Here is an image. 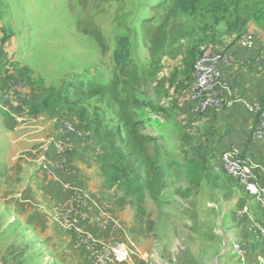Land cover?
Returning a JSON list of instances; mask_svg holds the SVG:
<instances>
[{
  "label": "rangeland",
  "instance_id": "obj_1",
  "mask_svg": "<svg viewBox=\"0 0 264 264\" xmlns=\"http://www.w3.org/2000/svg\"><path fill=\"white\" fill-rule=\"evenodd\" d=\"M176 6L174 0H0V264H50L59 250H79L92 264L81 238L54 223L59 201L69 195L65 181L104 204L115 221L104 230L95 223L109 233L100 239L126 245L133 252L128 264H218L226 256L224 211L237 197L220 190L219 178L228 175L211 150L193 157V137L163 107L167 89L159 79L163 56L181 49L176 41L192 37L191 44L201 33L196 28H212L214 20L194 19ZM251 23L264 32V17ZM224 28L234 32L222 23L218 33ZM119 36L134 43L124 74L113 59ZM195 61L180 71L188 74L187 88ZM152 98L165 110L156 111L161 119L154 128L146 124ZM121 110L144 122L133 130L148 140L145 152L134 149ZM65 125L77 128L74 150L70 164L53 173L40 160L46 154L57 164V157L42 144ZM40 171L59 181V194L29 189L38 186ZM72 173L75 181L60 179ZM46 223L71 235L74 247H57ZM224 261L234 264L229 253Z\"/></svg>",
  "mask_w": 264,
  "mask_h": 264
},
{
  "label": "crops",
  "instance_id": "obj_2",
  "mask_svg": "<svg viewBox=\"0 0 264 264\" xmlns=\"http://www.w3.org/2000/svg\"><path fill=\"white\" fill-rule=\"evenodd\" d=\"M246 29L250 30L255 36V43H257L255 50L250 51L244 48L237 42L240 33H226L225 28L219 30V33L217 32L218 36L215 34L213 37L209 36L215 30L200 33L193 37L196 40L194 39L191 44H189V39L177 40L173 47H181L180 50L182 51L176 49L175 55L166 53L163 56L166 66L159 78L165 79L167 92H163L160 98L166 99V105L163 101L158 103L155 98H152L153 101L149 102L148 105L149 108H146V110L150 109L148 115L152 122L151 128L157 126L159 122L157 120L161 119L159 116L156 117L157 113L153 109L154 107L161 108L164 105L163 107L167 108L166 111H174L172 116L181 127H184L182 131L191 138L193 137V147L190 149L194 154L193 157L199 160L201 155H206L205 153L211 150L216 155L215 165L221 169L220 155L224 150L231 148H238L243 157H251L264 168V138L255 139L252 136L258 117L247 111L246 108L248 104L252 103H259L264 108V32L253 23H250ZM197 39L200 41L197 42ZM182 43H185V45L180 46ZM150 47L151 43L149 42L148 48ZM224 50L228 51L231 58L229 65L222 66L221 97L224 106L219 109L211 108L206 113L196 114L193 112L192 103L190 102V89L187 88L189 85L187 82L188 74L182 76L180 71L183 67L186 68L188 61L191 63L199 54H210ZM169 51L173 53V50ZM168 114L171 115L170 112ZM168 123L171 124L172 122L169 121ZM75 174L66 175L67 177L61 175L60 179L74 178L75 181ZM36 179L38 182L35 181L34 185L38 184V186H31L29 189L37 190L40 193L44 191L46 196L48 193L55 195L62 191L59 181L44 177L43 171L36 173ZM219 184H224V187L220 190L225 189V195L237 197L236 206L224 211V227L228 231V235L225 237L226 247L227 245L231 246L234 240L242 241L250 247L249 258H251L257 249H262V246L258 247V242L250 231L248 224L238 216V212L244 205H249L253 216L264 224L263 213L255 202L250 204L245 192L236 181L225 175L222 179L219 178ZM262 184L264 185V177L262 178ZM88 225L89 229L99 238H106L109 234L97 229L95 223L91 222ZM47 227L50 229L49 224H47ZM50 232L55 237L57 247H68L69 245L71 249L74 247L72 245L75 242H72L71 235L64 236L60 230L50 229ZM40 238L38 236L36 240ZM43 243L49 244L47 240ZM53 252H51L53 264H62V262L64 264H88L85 256L79 250L77 252L69 250ZM227 256L228 253L226 252V256H223L218 264H225L224 260ZM48 258L50 259V257ZM252 262L251 259L250 263ZM133 264H141V261L136 259V263Z\"/></svg>",
  "mask_w": 264,
  "mask_h": 264
},
{
  "label": "built area",
  "instance_id": "obj_3",
  "mask_svg": "<svg viewBox=\"0 0 264 264\" xmlns=\"http://www.w3.org/2000/svg\"><path fill=\"white\" fill-rule=\"evenodd\" d=\"M255 36L250 31H245L239 36L237 42L246 49L255 47ZM228 51H217L202 54L198 57L190 84V102L193 111L197 114L206 113L211 108H222L224 102L221 97L222 66L230 64ZM247 111L258 117L255 130L252 134L255 139L264 138V108L259 103L247 105ZM77 128L74 125L63 126L56 136L44 139L42 149L54 151L57 164L48 159L46 154L41 156L43 166L58 171V167L70 164L74 135ZM221 165L229 178L236 181L241 189L249 196L255 198L264 217V168L251 157H243L238 148L224 150L220 155ZM64 189L69 192L57 205L54 214L55 225L62 230L78 235L80 244L86 249L92 264H125L132 261L133 252L123 244L112 243L98 238L89 228V223H96L101 230L106 229L115 219L108 213L104 204L95 199L88 190L81 186L65 181ZM238 216L248 224L250 231L258 242V247L251 258L247 244L234 240L229 247V256L234 259V264H264V224L257 220L251 213L249 205H244ZM77 238V237H76ZM252 259V263L250 260Z\"/></svg>",
  "mask_w": 264,
  "mask_h": 264
},
{
  "label": "trees",
  "instance_id": "obj_4",
  "mask_svg": "<svg viewBox=\"0 0 264 264\" xmlns=\"http://www.w3.org/2000/svg\"><path fill=\"white\" fill-rule=\"evenodd\" d=\"M174 2L177 5V10L185 15H188L197 20H205L207 17H211V19L214 20V26L212 28L206 27L202 29L200 27H197L196 31H201V33H206L209 30H215L218 32V27L222 25V23H225L228 27V30H234V33L242 34L247 30L246 27L251 22L259 25L262 18L264 17V0H174ZM215 35H217V33H215ZM169 38V36L166 37V39ZM191 38L192 37H184L183 39ZM3 41L5 42L6 39H4ZM116 44L117 49L113 54L114 63L116 64L119 72L121 74H124L133 62L132 55L134 50V43L129 36H119L117 38ZM201 55L202 54H199L197 56L196 61ZM194 66L195 64L192 65L193 71ZM114 99L119 102L118 97ZM153 109L156 111H165L164 109L159 107H154ZM118 116L126 126H128L129 124L132 125L131 130L142 126V123H144L140 119L133 122L129 116L128 111H118ZM146 124L151 125V120L146 121ZM131 132V135H133L132 141L135 142L134 149H140L145 152L143 146L146 144V142H148V140L142 136L140 137L137 132H135V130ZM132 155H134V151ZM138 156L136 157V159L139 161L140 158ZM142 163H148V160H145Z\"/></svg>",
  "mask_w": 264,
  "mask_h": 264
},
{
  "label": "clouds",
  "instance_id": "obj_5",
  "mask_svg": "<svg viewBox=\"0 0 264 264\" xmlns=\"http://www.w3.org/2000/svg\"><path fill=\"white\" fill-rule=\"evenodd\" d=\"M243 33H244V32H243ZM243 33H242V34H243ZM242 34H241V35H242Z\"/></svg>",
  "mask_w": 264,
  "mask_h": 264
}]
</instances>
